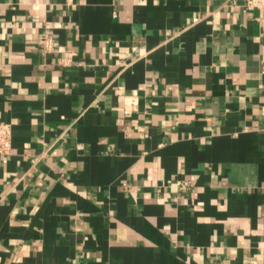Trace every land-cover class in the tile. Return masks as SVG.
<instances>
[{
    "label": "crops",
    "instance_id": "crops-1",
    "mask_svg": "<svg viewBox=\"0 0 264 264\" xmlns=\"http://www.w3.org/2000/svg\"><path fill=\"white\" fill-rule=\"evenodd\" d=\"M0 121V264H264L244 0H0Z\"/></svg>",
    "mask_w": 264,
    "mask_h": 264
},
{
    "label": "built area",
    "instance_id": "built-area-1",
    "mask_svg": "<svg viewBox=\"0 0 264 264\" xmlns=\"http://www.w3.org/2000/svg\"><path fill=\"white\" fill-rule=\"evenodd\" d=\"M244 6L248 9H258L264 19V0H244ZM44 46L47 50L53 47V39L45 37ZM13 130L8 122L0 121V155L5 156L12 151Z\"/></svg>",
    "mask_w": 264,
    "mask_h": 264
}]
</instances>
